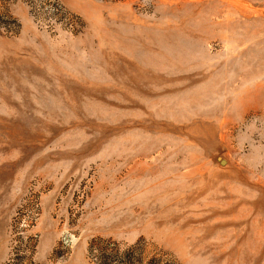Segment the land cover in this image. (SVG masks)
<instances>
[{"label":"rangeland","instance_id":"374dc122","mask_svg":"<svg viewBox=\"0 0 264 264\" xmlns=\"http://www.w3.org/2000/svg\"><path fill=\"white\" fill-rule=\"evenodd\" d=\"M0 264H264V0H0Z\"/></svg>","mask_w":264,"mask_h":264}]
</instances>
